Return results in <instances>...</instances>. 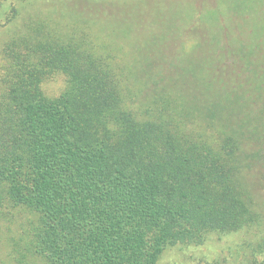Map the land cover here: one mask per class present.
Here are the masks:
<instances>
[{"label":"trees","instance_id":"16d2710c","mask_svg":"<svg viewBox=\"0 0 264 264\" xmlns=\"http://www.w3.org/2000/svg\"><path fill=\"white\" fill-rule=\"evenodd\" d=\"M187 3L156 11L142 40L129 31L132 57L95 26L42 19L6 34L0 209L35 214L48 264H159L169 247L258 224L248 176L264 162L263 0Z\"/></svg>","mask_w":264,"mask_h":264},{"label":"rangeland","instance_id":"374dc122","mask_svg":"<svg viewBox=\"0 0 264 264\" xmlns=\"http://www.w3.org/2000/svg\"><path fill=\"white\" fill-rule=\"evenodd\" d=\"M188 0H0V49L6 34L14 26L28 22L48 20L52 26L61 23V32H81L88 26H95L104 33L114 34L116 44L125 45L128 38L142 40V27L156 25V11L169 13L172 17L192 9ZM262 7L264 8V0ZM18 9L20 16L11 21V12ZM80 21H84L80 22ZM86 22V24H85ZM124 48L116 53L125 58ZM66 87L63 78H56L44 85L49 97L58 96ZM260 219L255 226L241 233L213 234L201 245H176L169 247L162 255L159 264H235L234 259L259 254L264 258V162L256 165L248 176ZM35 214L24 208L4 205L0 209V264H48L46 259L34 251L36 220ZM262 246V247H260Z\"/></svg>","mask_w":264,"mask_h":264}]
</instances>
